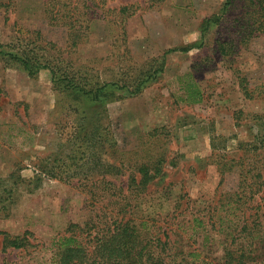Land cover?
<instances>
[{
    "label": "rangeland",
    "instance_id": "1",
    "mask_svg": "<svg viewBox=\"0 0 264 264\" xmlns=\"http://www.w3.org/2000/svg\"><path fill=\"white\" fill-rule=\"evenodd\" d=\"M49 1L0 0V44L107 95L92 101L50 69L30 77L0 57V232L30 244L5 249L0 234V264H58L59 239L76 231L93 249L90 235L123 215L190 259L224 264L236 240L237 255L264 264V149L251 146L264 99L241 88L264 83V34L241 28L253 8L236 0L207 25L226 0H71L85 34L72 48ZM142 164L162 173L129 190Z\"/></svg>",
    "mask_w": 264,
    "mask_h": 264
},
{
    "label": "trees",
    "instance_id": "2",
    "mask_svg": "<svg viewBox=\"0 0 264 264\" xmlns=\"http://www.w3.org/2000/svg\"><path fill=\"white\" fill-rule=\"evenodd\" d=\"M235 1L226 0L221 13L207 19L205 23L207 25L219 24ZM246 2L250 8H253L250 12V18L241 25V28L244 29L243 37L248 39L264 34V0H246ZM78 7V2L72 3L71 0H66L64 3L60 0H50L46 9L49 20L68 29V42L72 48L79 46L85 37L84 26L77 16L80 14ZM126 11L127 8L121 10L122 13ZM6 48L7 46L0 44V57L7 63L19 66L30 77L37 76L42 70L50 69L53 83H64L62 85L64 91L86 96L95 102L101 101L102 97L107 95V84L89 88V86L76 83L67 74L58 77L55 68L49 64H44L35 54L31 55L25 50H7ZM190 49L186 48L184 51L188 52ZM220 51L222 54L228 53L223 45ZM250 85L248 82L241 85L244 96L249 100L259 97L264 99V83L256 85L254 88H250ZM140 90V86H137L136 90L130 91V93L135 95L140 93ZM198 95L200 94L198 93ZM253 118L259 122L261 128H264V114ZM256 137L257 143H253L251 146H255L256 149L259 147L264 149V130L259 131ZM232 161L229 160L228 163ZM225 166L227 165L225 164ZM161 173L162 170L159 167L142 164L136 174H131L129 190H134V188L140 191L146 190L150 181L159 177ZM137 174L140 175L139 179ZM64 181H69V179ZM80 181L84 183L88 182V179H81ZM107 183L110 184L111 182L108 181ZM4 213L7 217L9 210L4 208ZM133 223L132 217L127 218L123 215L121 219H116L112 226L101 230V232L91 234L90 237L95 242L93 249L88 246L90 242L87 239H82L81 235H76V231L72 235L62 237L58 242V264H216L208 260H198L196 257L199 255L194 253L191 254L193 258L190 259L184 256V253L182 254L183 251L170 239L169 233L165 232L164 237L158 233L149 236L145 233L147 231L146 224L139 226ZM74 228L80 230L77 225L70 226L71 231H74ZM0 234L4 235L5 249H22L30 245L28 233L21 237H10L3 232ZM235 245L236 240L232 243V249L226 251L224 264H260L257 259L247 256V252L237 255V250L233 249Z\"/></svg>",
    "mask_w": 264,
    "mask_h": 264
}]
</instances>
